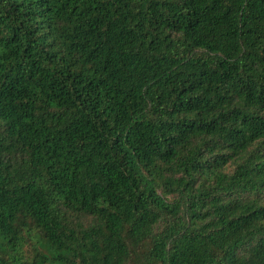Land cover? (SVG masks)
<instances>
[{"label": "trees", "instance_id": "trees-1", "mask_svg": "<svg viewBox=\"0 0 264 264\" xmlns=\"http://www.w3.org/2000/svg\"><path fill=\"white\" fill-rule=\"evenodd\" d=\"M0 264H264V0H0Z\"/></svg>", "mask_w": 264, "mask_h": 264}]
</instances>
